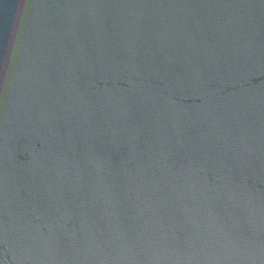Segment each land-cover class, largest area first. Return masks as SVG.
Here are the masks:
<instances>
[{
    "label": "water",
    "instance_id": "1",
    "mask_svg": "<svg viewBox=\"0 0 264 264\" xmlns=\"http://www.w3.org/2000/svg\"><path fill=\"white\" fill-rule=\"evenodd\" d=\"M0 264H264V0H0Z\"/></svg>",
    "mask_w": 264,
    "mask_h": 264
}]
</instances>
